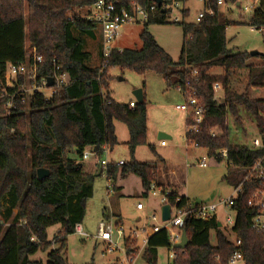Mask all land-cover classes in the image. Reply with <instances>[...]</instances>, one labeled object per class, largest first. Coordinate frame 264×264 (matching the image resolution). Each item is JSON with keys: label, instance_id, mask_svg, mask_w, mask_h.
Returning a JSON list of instances; mask_svg holds the SVG:
<instances>
[{"label": "trees", "instance_id": "obj_1", "mask_svg": "<svg viewBox=\"0 0 264 264\" xmlns=\"http://www.w3.org/2000/svg\"><path fill=\"white\" fill-rule=\"evenodd\" d=\"M94 1L0 0V87L7 64L23 63L29 47H34L43 58L41 75H52L54 60L68 77L67 85L49 99L35 94L26 102L14 101L7 109L4 105L7 97L0 95V264H67L62 256L66 237L82 222L85 201L93 194L94 177L100 174L83 171V153L88 150L100 157L103 148L107 152L117 144L114 120L127 127L126 144L131 160L107 164L108 181L114 183L117 175L134 174L139 177L145 196L156 185V162H139L133 157L135 148L145 144L147 131L144 82L141 103L116 102L108 94L112 67L129 69L141 76L152 71L162 76L168 88L193 94L204 113L195 131H189L191 122L186 117L185 138L192 145L206 149L209 156L220 161L223 158L220 151L224 150L231 169L250 166L260 158L264 164V149L232 144L227 121L230 115L239 124L242 109L253 118L258 131L264 132V97L251 95L252 89H264V47L254 55L227 47L226 28L233 21L219 16L215 0L208 3L215 14L197 23L185 22L189 10L182 11L183 20L176 23L182 32L177 60L147 29L151 23H175L169 22L167 14L158 7L142 25L138 34L140 47L113 48L106 64L96 67L86 63L91 53L84 48V41L86 36L94 38L95 29L99 28L93 21L82 18ZM114 1L126 8L131 2L142 6L153 2ZM249 24L257 29L264 26V12H255ZM252 59L258 62L253 63ZM214 67L220 68L221 73L210 72ZM193 70L196 74L191 73ZM241 74L245 81L243 89L238 86ZM215 83L222 88L220 102L214 99ZM149 149L154 152L153 145ZM71 150L76 158L69 157ZM38 168L47 169L48 176L39 179ZM100 169L102 172L101 166ZM232 172L228 171L226 178ZM257 186L254 177L243 182L231 207L235 221L229 230L218 225L217 216L208 219L186 216L183 229L188 244L184 249L174 248L175 256L168 258L167 264H228L237 248L243 254L242 264H264V234L250 227L257 211L246 204ZM156 187H160L164 202L172 207L195 205L169 185ZM54 225L59 229L49 240L47 230ZM211 232L215 234L214 244L209 242ZM235 239L240 241L239 247L235 246ZM123 243L125 253L134 257L139 247L137 239L123 235ZM162 247H169L164 228L148 233L140 258L146 264H156L157 250ZM39 250H47L45 263L30 259Z\"/></svg>", "mask_w": 264, "mask_h": 264}, {"label": "rangeland", "instance_id": "obj_2", "mask_svg": "<svg viewBox=\"0 0 264 264\" xmlns=\"http://www.w3.org/2000/svg\"><path fill=\"white\" fill-rule=\"evenodd\" d=\"M180 6L189 10V16L184 20L185 22H193L196 12L201 8V4L197 0H184ZM219 16L222 19L233 21L226 28L227 47L247 52H261L263 50L264 29L259 31L255 26L250 25L247 12L224 5L219 8ZM169 22L171 21L169 20ZM147 29L173 60H177L182 47L180 26L176 23H151ZM141 30L142 24L123 25L113 46L117 49L140 47L141 41L138 34ZM100 43L101 36L97 28L94 38L85 37L84 48L91 53L86 62L87 65L96 67L100 64ZM251 61L253 63L258 62L256 59ZM210 72L220 74L221 70L214 67ZM109 75L108 94L119 103L135 101L133 91L141 89L143 82L145 85L147 131L145 144L138 145L134 150V159L139 162H156L161 159L167 166L174 168L180 175L178 179L184 183L182 188L184 193L193 202L215 203L221 198H227L232 192V185L231 182L225 180L228 167L226 157L224 155L220 161H217L214 156L207 154L206 149L194 147L195 145L186 141V114L175 107L184 103L185 100L178 89L168 88L162 76L152 71L141 76L129 69L121 70L118 67H112L109 69ZM244 85L245 81L241 74L238 86L243 89ZM251 95L252 97H264V89H252ZM216 96V100L220 102L222 92H217ZM240 110L241 122L239 124L234 122L230 115H227L231 129L230 139L232 144L246 145L250 135L258 134V129L253 118L242 109ZM113 125L117 144L111 150L109 149L106 154H101L100 157L91 154L87 159L81 161L83 171L90 174L99 172L100 174L94 177L93 194L85 201V215L81 224L88 237L75 232L67 235L65 248L62 251V256L67 264L124 263L125 248L122 235L127 236L134 230L136 236L133 238L136 237L137 244L141 247L144 238V233L141 231L142 227L154 222L158 223V220L151 219V215L154 214L158 217L160 213L162 196L159 192L152 194L150 191L147 196L143 195L140 179L134 174H128L126 177L117 175L114 183H111L107 179L106 168L100 172V164L98 163L101 159L107 160L108 164L119 161L124 163L131 160L130 151L126 144L129 138L126 125L118 120H114ZM159 133L169 136V138H164L165 146L160 145L163 138H158ZM149 145H153L154 152L149 149ZM68 155L70 158H76L73 150ZM203 158L206 164L204 168L198 165V162ZM181 170H183V175L180 174ZM234 174L232 172L231 180H234ZM115 183L119 187L117 192L113 188ZM108 185L111 188L108 189ZM137 203L143 206L142 210L136 208ZM226 215V210L222 206H218V219L224 223ZM10 220L11 217L8 222ZM100 221L113 224L111 239L113 248L110 252L106 251L108 243L96 238ZM120 228H122V233L119 231ZM55 230L56 225L48 228L49 240ZM209 242L214 244V232L210 233ZM138 252L134 256L136 258L134 264H146L144 260L138 258L142 255L141 252V255H138ZM46 253L47 250H39L31 255L30 259L41 260L45 263ZM166 254V247L158 248L156 264H167Z\"/></svg>", "mask_w": 264, "mask_h": 264}, {"label": "built area", "instance_id": "obj_3", "mask_svg": "<svg viewBox=\"0 0 264 264\" xmlns=\"http://www.w3.org/2000/svg\"><path fill=\"white\" fill-rule=\"evenodd\" d=\"M201 4L200 10L196 12L194 23L200 21L205 16H213L215 10L208 5L209 0H197ZM183 1L180 0H161L160 8L165 14H167V20L171 22H181L183 20L182 11L187 9L180 4ZM214 5L218 10L221 6L229 5L232 8L243 10L248 13L249 18L255 12H264V0H215ZM158 8L157 4L153 1L151 4L142 6L137 2H131L129 6L119 7L114 0H96L94 1L86 13L82 15V18L91 20L98 26L101 34L100 44V60L101 65L106 64L110 52L113 48L114 41L118 37L120 28L125 24H144L148 20L149 14ZM188 10V9H187ZM177 12V13H175ZM250 20V19H249ZM264 26L258 27L259 31H263ZM43 63V58L37 53L34 47H29L24 56V62L21 64L9 63L6 66L3 82L0 87V95L6 96L5 107L10 109L14 101L26 102L31 96L38 94L44 99L52 97L59 89L65 87L68 83V77L65 71L61 70V67L52 60V75L46 76L40 74V65ZM196 74V70L191 72ZM52 79V85L47 86V78ZM222 92L221 85L215 83L213 85L214 99L217 98L216 93ZM181 92V91H180ZM184 96V103L176 105L175 107L186 114V117L190 119L191 124L188 125L189 131H195L199 128V125L203 118L204 110L199 100L188 92H181ZM130 106H134V102H130ZM215 135L214 132L211 133ZM161 145L165 144V141H160ZM249 148H262L264 149V132L256 135H250L248 143ZM104 154H106V148ZM94 153L85 151L83 153V159H87L89 155ZM221 155H225V151H220ZM123 162L119 161L118 164ZM102 170L106 168L108 164L107 160L101 159L99 161ZM201 166H205L204 159L201 161ZM237 179L232 183V194L227 198H221L215 203H203L199 202L195 205H187L188 207L178 209L171 207L170 218L167 221L161 222L159 225L150 224L141 229L142 233L146 237L148 233L157 232L160 229H166L168 232L169 247L168 258L173 259L175 256L174 245L181 241V233L184 226V218L186 216H192L199 219H208L212 216H217L218 206H222L226 210L227 215L225 222H220V227L225 230H229L235 221V211L232 210V205L237 195L241 192L242 184L244 181L251 177H254L257 181V188L251 192L246 199V204L249 207L256 209L257 213L252 217L250 227L257 232L264 234V164L262 158L258 159L255 163L246 167H232ZM232 177V176H231ZM110 187V185H108ZM138 209L142 208V205L138 203L136 205ZM232 213L231 215L229 213ZM218 217V216H217ZM155 220V216L151 217ZM113 225L111 222L100 221L98 225L97 237L106 241L108 247L107 252L112 251L111 246ZM122 233V228L119 229ZM74 232L80 235L86 236L87 234L82 230L80 224H76ZM124 235V234H123ZM122 235V236H123ZM136 235L135 231L129 233L130 237ZM233 238V237H232ZM235 246H240V241L234 240ZM124 263L121 264H134L135 257L128 256L125 251L123 253ZM215 258H218L216 255ZM243 254L239 248L235 249L228 259V264H242Z\"/></svg>", "mask_w": 264, "mask_h": 264}, {"label": "crops", "instance_id": "obj_4", "mask_svg": "<svg viewBox=\"0 0 264 264\" xmlns=\"http://www.w3.org/2000/svg\"><path fill=\"white\" fill-rule=\"evenodd\" d=\"M99 49H100V47H99ZM100 61V60H99ZM179 91V90H178ZM180 92V91H179ZM181 93V92H180ZM182 94V93H181ZM216 100V99H215ZM131 101V100H130ZM217 101V100H216ZM160 134V133H159ZM166 135V134H165ZM158 138H163V139H161V140H164V138H169V136H165V137H160L159 135H158ZM165 141V140H164ZM187 141V140H186ZM188 142V141H187ZM189 143V142H188ZM191 144V143H190ZM161 145V144H160ZM166 145V142H165V144L164 145H161V146H165ZM194 147H196V146H194ZM198 148V147H197ZM204 159V158H203ZM201 161H202V159H201ZM201 161L200 162H198V165L199 166H201ZM158 162V163H157ZM156 164H157V174H156V181H155V184L156 185H161V186H167V185H169L179 196L180 195H182V196H185L187 199H189V197H187V195L184 193V191H183V184L184 183H182V181L181 180H179L178 178H179V173L174 169V168H172V167H169V166H167L166 164H165V162L164 161H160V159L158 160V161H156ZM94 165H96V164H94ZM186 166H188V164H186ZM201 167H206V164H205V166H201ZM97 168H99L98 166H97ZM100 169V168H99ZM98 169V170H99ZM230 169H231V167H227V173H226V175L228 174V171H230ZM180 174L181 175H183V170H181V172H180ZM126 177V176H125ZM224 177V176H223ZM230 177H231V175H229V178H225V180H227L228 182H231V185H232V182L233 181H231L230 180ZM156 185H154V186H152L151 187V189H150V191L152 192V194H155V193H157V192H159L160 194H161V192H160V187H156ZM109 188H111V186L110 187H108V189ZM114 191H118L117 190V186H116V183L114 184ZM231 194H232V192H231ZM230 194V195H231ZM229 195V196H230ZM161 196H162V194H161ZM189 201L192 203L193 201H191L190 199H189ZM194 204H197V203H195V202H193ZM199 203V202H198ZM138 204V203H137ZM162 205L163 204H165V202H164V200H163V196H162V203H161ZM161 205V206H162ZM172 207V206H171ZM137 208V207H136ZM138 209V208H137ZM143 209V206H142V208H140V209H138V210H142ZM152 216H155V220H158V223H151V224H155V225H159V224H161V222H163L162 220H161V215H160V213H159V215H158V217H156V215H151V217ZM152 219V218H151ZM154 220V221H155ZM80 225H81V227H82V224L81 223H79ZM113 225V224H112ZM147 226V225H146ZM145 227V226H144ZM144 227H142V228H144ZM59 229V226L58 225H56V230L55 231H57ZM82 230H83V227H82ZM84 231V230H83ZM132 231H134V230H132ZM85 232V231H84ZM86 233V232H85ZM87 234V233H86ZM148 235V234H147ZM136 236V235H135ZM87 237H88V235H87ZM96 238L97 239H99L97 236H96ZM136 238V237H135ZM146 238H147V236L145 237L144 236V238H143V245L140 247V249L138 250L139 252H138V255L140 254V252H142V249H143V247H144V245H145V242H146ZM101 240V239H100ZM104 241V240H103ZM158 251V250H157ZM167 251H168V249H167ZM137 255V256H138ZM138 258H140V257H138ZM166 259L168 260V257H167V254H166ZM135 260H136V258H135Z\"/></svg>", "mask_w": 264, "mask_h": 264}, {"label": "water", "instance_id": "obj_5", "mask_svg": "<svg viewBox=\"0 0 264 264\" xmlns=\"http://www.w3.org/2000/svg\"><path fill=\"white\" fill-rule=\"evenodd\" d=\"M153 1L157 4L158 7H160L161 0H153ZM256 53H259V52H256V51H250L249 52L250 55H254ZM52 83H53L52 82V79L50 77H48L47 78V86H51ZM133 94L135 96V101L137 103H141L143 101V94H142V90L141 89L134 90L133 91ZM159 136L160 137H165L166 135L163 134V133H160ZM36 173H37V177L39 179H42V178L48 176L49 171L47 169H44V168H38L37 171H36ZM170 212H171V205L168 204V203L163 204L160 207L161 220L162 221L169 220V218H170ZM218 225L220 226V222H218ZM187 244H188V239H187V236H186V231H185V229H183L182 230V233H181V241L179 243L175 244L174 245V248L184 249Z\"/></svg>", "mask_w": 264, "mask_h": 264}]
</instances>
